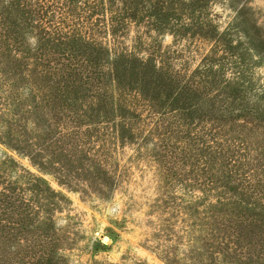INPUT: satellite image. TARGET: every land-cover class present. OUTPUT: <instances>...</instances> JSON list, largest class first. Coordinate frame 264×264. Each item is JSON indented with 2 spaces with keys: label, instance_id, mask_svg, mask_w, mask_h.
I'll use <instances>...</instances> for the list:
<instances>
[{
  "label": "trees",
  "instance_id": "obj_1",
  "mask_svg": "<svg viewBox=\"0 0 264 264\" xmlns=\"http://www.w3.org/2000/svg\"><path fill=\"white\" fill-rule=\"evenodd\" d=\"M128 18L105 1L0 0V63L7 64L0 80H38L33 87L46 95L45 115L51 116L49 141L91 149L84 139L104 129L99 122L78 129L85 120L110 114L119 119L109 134L114 139L135 143L142 130L144 140L153 135L169 185L180 181L227 201L222 213L200 214L206 230L193 254L264 264V140L254 136L264 128L261 105L244 104L227 80H203L200 71L186 79L130 53L117 34ZM87 97L96 102L89 110L77 105ZM13 101L22 103L19 97ZM7 129L15 130L5 128L9 140ZM90 156L103 170L105 157ZM108 179L113 183L115 176ZM17 185L0 178V264H70L60 252L66 238L52 219L34 217L32 200ZM102 185L108 186L106 179ZM232 191L254 207L240 210L228 196Z\"/></svg>",
  "mask_w": 264,
  "mask_h": 264
},
{
  "label": "rangeland",
  "instance_id": "obj_2",
  "mask_svg": "<svg viewBox=\"0 0 264 264\" xmlns=\"http://www.w3.org/2000/svg\"><path fill=\"white\" fill-rule=\"evenodd\" d=\"M102 1L129 17L117 31L121 47L186 79L200 71L203 80H227L244 104L259 103L264 112V0H97ZM37 81L0 80V178L18 183L17 192L32 200L35 218L52 219L66 238L60 252L67 262L229 264L193 254L206 230L200 214L222 213L226 200L180 181L169 185L154 136L144 140L142 130L135 143L110 137L117 118L110 113L85 120L78 129L85 132L92 122L104 129L105 135L93 132L84 139L91 149L49 141L51 116L45 115L46 95L33 87ZM17 97L21 104L13 101ZM87 98L77 105L89 110L95 101ZM6 127L15 130L7 129L9 140ZM257 130L254 136L264 140V128ZM95 155L105 157L103 170L88 160ZM234 194L228 196L240 210L254 207Z\"/></svg>",
  "mask_w": 264,
  "mask_h": 264
}]
</instances>
